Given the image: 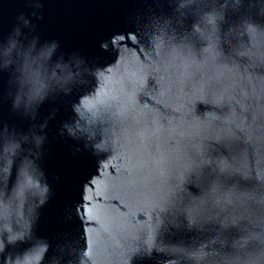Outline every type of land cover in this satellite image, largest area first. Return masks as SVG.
<instances>
[{
    "label": "water",
    "instance_id": "obj_1",
    "mask_svg": "<svg viewBox=\"0 0 264 264\" xmlns=\"http://www.w3.org/2000/svg\"><path fill=\"white\" fill-rule=\"evenodd\" d=\"M17 25L40 51L4 69L0 49V234L21 259L264 251V0H0V43Z\"/></svg>",
    "mask_w": 264,
    "mask_h": 264
},
{
    "label": "clouds",
    "instance_id": "obj_2",
    "mask_svg": "<svg viewBox=\"0 0 264 264\" xmlns=\"http://www.w3.org/2000/svg\"><path fill=\"white\" fill-rule=\"evenodd\" d=\"M36 8L41 7L40 4H35ZM33 16H36V13H32ZM38 19L40 17H37ZM17 19L23 22L24 27L34 28L35 25L31 23V21L26 18L23 12H20L17 16ZM249 28H259L260 24L254 21L248 22ZM22 31L19 25L15 26L10 35H8L3 43H0V49H4L8 51V55L6 57L7 63L5 64L4 69L8 68H17L22 65L26 61H31L35 58L40 57V51L38 48L34 47V44L37 43L36 38L34 37L32 40L28 41L27 43L21 39ZM147 36V35H146ZM149 40V37H148ZM54 44H58V42L54 41ZM76 55V54H72ZM13 75V72L11 76ZM13 108L16 107V102L13 100L12 102ZM88 145L86 144L85 147ZM95 147V146H93ZM9 176L11 175V171L7 170ZM28 243L25 240L23 234H15L12 233L11 230H8L7 234H0V257L3 258L2 264H32V262L27 259H21L19 249L17 248L18 245L23 244L26 245ZM11 247L15 249L14 251H8L6 253V249ZM47 251V248H45ZM152 250L149 249L144 252V255L151 256ZM232 264H264V251H261L254 257H250L247 259H240L237 258Z\"/></svg>",
    "mask_w": 264,
    "mask_h": 264
}]
</instances>
